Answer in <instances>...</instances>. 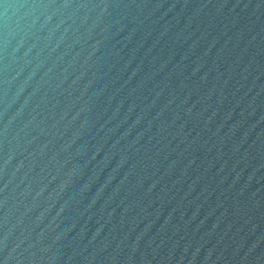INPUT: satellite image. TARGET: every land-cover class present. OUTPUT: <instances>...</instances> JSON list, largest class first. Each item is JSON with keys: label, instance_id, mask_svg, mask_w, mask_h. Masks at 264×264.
Returning <instances> with one entry per match:
<instances>
[{"label": "water", "instance_id": "water-1", "mask_svg": "<svg viewBox=\"0 0 264 264\" xmlns=\"http://www.w3.org/2000/svg\"><path fill=\"white\" fill-rule=\"evenodd\" d=\"M0 264H264V0H0Z\"/></svg>", "mask_w": 264, "mask_h": 264}]
</instances>
